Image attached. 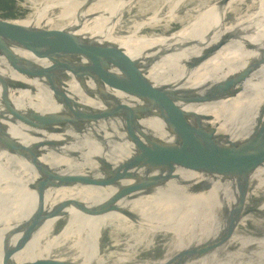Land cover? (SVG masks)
I'll list each match as a JSON object with an SVG mask.
<instances>
[{"label":"bare ground","instance_id":"6f19581e","mask_svg":"<svg viewBox=\"0 0 264 264\" xmlns=\"http://www.w3.org/2000/svg\"><path fill=\"white\" fill-rule=\"evenodd\" d=\"M19 3L57 49L0 25V264H132L158 235L134 264H264V0ZM94 147L107 170L72 187L9 171Z\"/></svg>","mask_w":264,"mask_h":264},{"label":"rangeland","instance_id":"374dc122","mask_svg":"<svg viewBox=\"0 0 264 264\" xmlns=\"http://www.w3.org/2000/svg\"><path fill=\"white\" fill-rule=\"evenodd\" d=\"M20 1L21 0H0V15L13 16L18 14H25L28 10L27 6L20 4ZM255 1L258 2L259 0ZM226 22L228 21L226 20ZM177 24L178 23L171 25V27L176 28L178 26ZM123 27H126V29L130 31L128 26ZM105 157H107V150H103L101 148H74L71 150L63 151V154L60 157L56 158L52 156L40 162H27L28 164L14 167L9 171L12 170L13 172H16L18 174V178H23V172L26 169L31 168L36 173V175L30 180L31 184H35L40 180H51L57 185L66 182L68 183L69 181L71 182V177L73 175L84 173L85 171L86 176L81 178L79 181L69 183L72 187V184L79 185V183L83 182L85 179H94L102 176L107 170L106 167L102 166V161L105 160ZM9 171L7 172V175H9ZM60 225L61 223L57 222L52 232L55 233L59 229ZM123 238L124 235L122 234L113 235L109 227L103 228L99 240L100 250L103 256L107 255L109 252L112 254L119 253L123 248V244H121V241H119L118 239ZM166 240L167 236L158 235L155 238L154 243H152L155 245L151 248H148L150 247V244H147V246H145L147 248L140 247L135 255V259H138L132 260L131 263L134 264L133 262H136L143 258L158 256L159 253L162 252Z\"/></svg>","mask_w":264,"mask_h":264},{"label":"water","instance_id":"95a60500","mask_svg":"<svg viewBox=\"0 0 264 264\" xmlns=\"http://www.w3.org/2000/svg\"><path fill=\"white\" fill-rule=\"evenodd\" d=\"M18 18L19 15H13V16H6V15H0V25L4 26L7 29H10L13 32V39L20 42L23 46L29 48L32 52L38 54L41 56V53L39 51V47H37V43L40 45H43L44 43H49L52 45V51L57 49V46L55 43H52L49 41V39L45 36L43 32L40 30H34L27 25H24L19 22L13 21L14 18ZM51 55V54H50ZM48 56L49 55H45ZM123 67L127 70H133L136 69V65L132 63L129 59L123 58L121 59ZM54 69H58L60 71L62 70H68L71 73H73L76 76L79 75H85L90 76V74H93L91 72H76L72 67H69L65 65L64 63L58 61L53 66ZM91 71V70H90ZM95 72V70H92ZM65 76V75H64ZM129 76L132 79V82L134 84L133 91L137 94H144L142 84L139 82L138 78L135 77L132 73L129 72ZM173 112V117L179 114V111L174 107V105L171 103L169 107Z\"/></svg>","mask_w":264,"mask_h":264}]
</instances>
